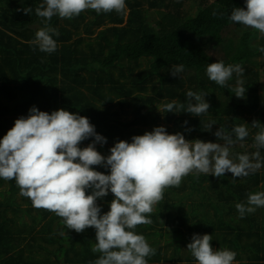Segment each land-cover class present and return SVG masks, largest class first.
I'll list each match as a JSON object with an SVG mask.
<instances>
[{"label": "trees", "instance_id": "16d2710c", "mask_svg": "<svg viewBox=\"0 0 264 264\" xmlns=\"http://www.w3.org/2000/svg\"><path fill=\"white\" fill-rule=\"evenodd\" d=\"M191 1L197 9L195 16L188 9ZM245 1L126 0L127 17L115 12L98 15L93 10L71 20L53 17L50 25L60 33L54 37L59 46L56 52L47 54L38 48L34 51L29 43L45 27L43 19L35 14L43 0H0V140L16 119L28 116L33 106L49 113L64 108L88 117L97 133L107 138V144H97V150L105 156L119 140L131 143L133 136L157 126H165L169 134L181 132L188 140L217 142L213 133L221 125L230 131L253 120L264 124V93L260 91L264 52L259 51L264 48V35L253 45L249 32L239 39L226 34L228 27L237 25L229 19L232 9L243 7ZM25 7L33 8V12L17 11ZM153 10L161 11V15L151 22ZM187 43L200 47L214 63L242 65L245 98H237L230 87L211 81L207 65L198 64L186 52ZM174 64L185 66L182 78L171 76ZM235 79L229 81L230 86H235ZM188 90L209 94L207 115H162L158 111L157 107L174 100L185 103ZM213 121L216 124L212 130L205 131ZM248 127L250 135L230 149L232 157L256 151L257 130ZM92 139L81 147H87ZM260 151L264 156V149ZM96 170L109 173L103 167ZM232 179L231 173L222 178L190 174L183 187L191 193L188 201L170 197L178 187L165 190L150 216L152 224L139 225L135 230L145 238L158 230L167 239L164 244H150L157 251L148 264H197L187 250L193 234L212 235L213 248L235 251L237 264H264V208L240 218L235 207L246 202L249 193L264 191V167L254 175L235 182ZM112 199L113 195L98 201L102 212L110 210ZM27 202L31 210L49 219L45 226L52 233L48 237L39 235L40 239L54 243V226L61 218L33 207L31 200ZM2 221L6 220L0 215V264H53L59 258L58 252H51L31 235L23 236L22 242L16 238L12 242V232ZM88 229L94 232L74 234L64 246L62 264L69 263V258L94 264L99 258L100 254L92 251L95 229Z\"/></svg>", "mask_w": 264, "mask_h": 264}, {"label": "clouds", "instance_id": "9594fccd", "mask_svg": "<svg viewBox=\"0 0 264 264\" xmlns=\"http://www.w3.org/2000/svg\"><path fill=\"white\" fill-rule=\"evenodd\" d=\"M87 10L98 15L115 12L127 17L129 14L126 0H43L35 8V14L43 19L45 27L29 42L33 50L56 52L59 45L54 37L60 33L50 25L52 18L71 20ZM17 11L31 14L33 8ZM216 15L213 11V16ZM229 19L264 35V0H246V7L233 8ZM259 51L264 52V48ZM184 71L183 64H174L170 74L182 78ZM244 73L242 65H225L223 61L210 63L206 69L211 81L230 87L241 99L247 92ZM234 76L233 87L229 81ZM207 95L188 90L186 108L185 103L174 100L157 109L162 115L187 112L196 117L205 116L211 107ZM184 124L187 126L188 121ZM214 124V121L208 123L205 131H211ZM248 125L257 130L256 151L232 157L230 149L250 135ZM213 134L217 142L188 140L181 132L169 134L165 126H157L143 135L133 136L131 143L119 140L105 156L97 150V144H107V138L97 133L88 117L64 108L49 113L33 106L28 116L16 119L14 127L0 140V179L15 180L21 196L29 198L33 207L60 217L66 230L83 233L94 228L96 243L92 251L100 254L94 264H148L157 250L135 230L139 225L152 224L150 216L163 200L166 189L180 187L190 174L222 178L231 173L235 182L264 167L260 151L264 149V124L260 121L236 125L230 131L221 125ZM89 139L92 142L81 147ZM98 167L108 169L109 173L96 170ZM109 193L114 196L110 210L102 212L98 201ZM235 207L240 218L264 208V191L249 193L246 202ZM66 234L60 232L61 236ZM211 242L209 234L191 237L187 250L197 264H237L235 251L215 249Z\"/></svg>", "mask_w": 264, "mask_h": 264}, {"label": "crops", "instance_id": "0c3cea01", "mask_svg": "<svg viewBox=\"0 0 264 264\" xmlns=\"http://www.w3.org/2000/svg\"><path fill=\"white\" fill-rule=\"evenodd\" d=\"M19 193L20 189L16 185L15 180L5 181L0 179V209L1 212H3H0V215L2 220H6L2 222L6 224V227L9 230H11L13 239L16 238L18 239V242H22L23 236L25 235H33L36 239L40 238L39 235H47L48 237L50 233H52V230L45 226L46 222L49 220L48 217L43 219V216L36 210H31L27 205V200L30 199L21 196ZM54 229L55 230L53 231H55L54 237L56 238V241L54 243H47L44 241L43 244L48 249L50 246L47 244L54 245L57 242L60 243L59 237L62 230L67 233L66 235L62 236V240H65L66 236L69 237L67 242H65V245L70 242V236L72 237L74 234H81L76 233L74 230H66L61 220L55 224ZM84 232L87 234L90 233L91 230L87 229ZM84 232L82 234H84ZM13 239L12 242H15L16 239ZM62 246L64 247L63 244ZM58 255L59 258L57 260H53V264H62L60 262V258L63 256L62 251H58ZM68 260L69 263L67 264H80L76 263L77 260L74 258H69Z\"/></svg>", "mask_w": 264, "mask_h": 264}, {"label": "rangeland", "instance_id": "374dc122", "mask_svg": "<svg viewBox=\"0 0 264 264\" xmlns=\"http://www.w3.org/2000/svg\"><path fill=\"white\" fill-rule=\"evenodd\" d=\"M243 7H246V1H245V4ZM188 9L190 10L192 16H195V14L197 13V9L195 8L194 6V2H190L188 4ZM161 15V11L159 10H153L150 12V15H149V19L151 22L155 21L159 16ZM245 32H249L251 33V43L253 45H256L257 42L259 41L260 37H261V34L257 31V30H254L252 28H245L239 24L233 26V27H228L227 28V31H226V34L227 36L231 37V38H234V39H239V38H242V35L245 34ZM185 50L188 54H190L192 56V58L198 63V64H205L208 66V64L210 63H214L213 62V57L212 56H209V55H206L205 52L198 46L192 44V43H187L186 47H185ZM216 55V54H215ZM260 91L261 93H264V74L262 76V81L260 82ZM186 178L183 179L182 183H181V186L178 187V189H176L174 191V193L170 196L172 197V199L174 200H178V201H188V199H190V196H191V193L189 190H183V187L184 185L186 184ZM188 182V181H187ZM113 194L109 193L108 196H112ZM107 196V197H108ZM162 224H163V221H162ZM94 231H91L90 234H92ZM26 237H28L29 235H25ZM73 236V235H72ZM31 237H34L33 235H31ZM58 237V235H57ZM69 237H65V240H62V236L60 235L59 237V240H60V243H56L54 245H50V244H47L50 246L49 250L53 253L55 252H58V251H62V255H63V249L64 247L62 246V244L65 246V242H67ZM71 238V236H70ZM147 241L149 244H152V243H155V242H158V243H165L167 241V239L165 237H162L160 234H159V231H155L153 234L151 235H148L146 237ZM40 243L44 244V241H42L40 238L37 239ZM69 244V243H68ZM217 249V248H215Z\"/></svg>", "mask_w": 264, "mask_h": 264}]
</instances>
